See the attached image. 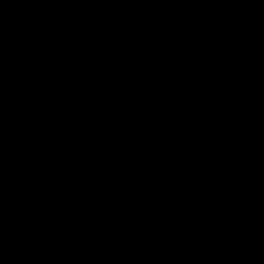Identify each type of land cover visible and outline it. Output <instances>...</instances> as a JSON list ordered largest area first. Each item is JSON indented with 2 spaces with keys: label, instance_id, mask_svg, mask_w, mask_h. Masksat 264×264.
Wrapping results in <instances>:
<instances>
[{
  "label": "water",
  "instance_id": "1",
  "mask_svg": "<svg viewBox=\"0 0 264 264\" xmlns=\"http://www.w3.org/2000/svg\"><path fill=\"white\" fill-rule=\"evenodd\" d=\"M0 264H264V0H0Z\"/></svg>",
  "mask_w": 264,
  "mask_h": 264
}]
</instances>
